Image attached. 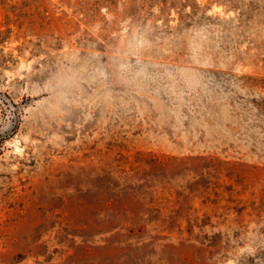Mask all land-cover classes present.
<instances>
[{
	"label": "rangeland",
	"instance_id": "374dc122",
	"mask_svg": "<svg viewBox=\"0 0 264 264\" xmlns=\"http://www.w3.org/2000/svg\"><path fill=\"white\" fill-rule=\"evenodd\" d=\"M0 264H264V0H0Z\"/></svg>",
	"mask_w": 264,
	"mask_h": 264
}]
</instances>
